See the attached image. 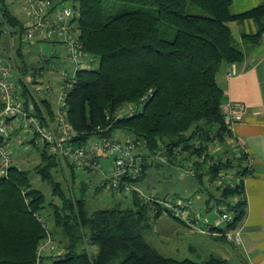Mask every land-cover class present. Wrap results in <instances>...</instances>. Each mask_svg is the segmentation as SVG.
<instances>
[{"label": "trees", "instance_id": "16d2710c", "mask_svg": "<svg viewBox=\"0 0 264 264\" xmlns=\"http://www.w3.org/2000/svg\"><path fill=\"white\" fill-rule=\"evenodd\" d=\"M61 1L77 7L80 40L98 57L96 67L78 72V81L67 96L68 118L78 132V142L119 133L144 141L147 155L160 152L172 164L184 153L182 161L198 155L203 160L197 162V176L202 180L207 175L211 183L221 171L242 166L245 156L240 153L223 159L208 152L216 138L226 141L225 92L218 73L224 63L245 59L231 21L253 19L258 29L244 37L252 43L260 41L264 0L240 13L233 11V0H113L139 6L112 12L106 10L107 0ZM2 2V15L13 23ZM18 27L24 32L23 24ZM147 94L134 114L113 117L116 110L140 103ZM40 156L36 172L51 184L52 195L59 200H47L45 192L33 185L30 172L18 165L0 177V264H226L214 255L196 261L161 253L143 233L149 210H156L160 203L145 202L133 192L130 208L91 212L85 197L71 195L56 178L53 169L61 168L60 160L45 150H40ZM209 160L208 168L202 170ZM151 164L145 161L140 179ZM242 192L240 186L227 187L217 199V205L227 203L234 212L228 224L234 229L246 213ZM49 233L63 252L39 260V247Z\"/></svg>", "mask_w": 264, "mask_h": 264}, {"label": "built area", "instance_id": "2783aa9c", "mask_svg": "<svg viewBox=\"0 0 264 264\" xmlns=\"http://www.w3.org/2000/svg\"><path fill=\"white\" fill-rule=\"evenodd\" d=\"M22 4L28 15L24 39L29 42L40 39L61 43L65 48V61L70 64V67L61 71L62 85L56 115L54 117L46 114L40 116L27 108L19 99V87L14 80V69L11 64L4 63L0 59V177L8 176L10 168L14 165V158L9 147V135L13 126L16 125L39 150H45L58 158L63 165L98 176V188L127 194L136 192L145 202L162 204L163 212L181 219L188 226L201 232L210 231L220 222H226V224L233 222L234 212L227 203L217 205L220 219H217L215 224L200 213L191 216L193 206L191 199L171 201L145 193L140 186L145 161L148 159L164 163L168 161L166 155L160 152L147 155V146L144 141L123 137L119 133L98 137L90 143L88 141L80 143L76 140L78 132L68 118L67 96L78 81V72L85 68L96 67L98 57L87 51L80 40L79 11L73 2L22 0ZM33 88L43 91L46 95L52 92L50 85H34ZM148 97L149 94L145 95L140 103H131L116 110L113 117L131 116ZM246 110L247 104L242 101H228L223 105L224 121L227 126L226 142L229 144L235 132V124L244 120ZM213 142L220 143L217 138ZM233 151L234 154L240 153L245 156L243 164L241 167L221 171L215 181L216 188L223 190L227 187L240 186V190L243 191L246 179L251 174L253 158L247 148L239 142L234 146ZM198 161L200 162L201 158L178 161L177 164H184L189 174L197 176ZM234 199L236 198H233V201ZM39 219L43 221L42 217ZM201 223L204 226H201ZM221 234L237 244L241 242L238 228L222 231ZM53 250L54 240L49 233L39 247V260L43 255L53 254Z\"/></svg>", "mask_w": 264, "mask_h": 264}, {"label": "crops", "instance_id": "0c3cea01", "mask_svg": "<svg viewBox=\"0 0 264 264\" xmlns=\"http://www.w3.org/2000/svg\"><path fill=\"white\" fill-rule=\"evenodd\" d=\"M262 1L233 0V11L236 13L246 11L261 4ZM2 3L10 11L14 19L13 23L7 21L0 9V37L3 36V33H8L6 35L9 39L7 45L0 43V52L2 54L7 53V61L14 69V80L19 87V99L27 108L36 113L54 117L59 109V95L62 85L61 71L70 67V64L66 63L65 56L59 62L55 51L51 55H45L42 60L33 59V61H27L25 58L27 53H41L44 48L43 45L49 42L40 39L29 42L24 39L25 29L24 32H21L18 27L20 23L25 26L28 20L22 0H3ZM15 23L18 25H13ZM229 26L237 43L245 53V59L240 63H224L218 73V81L225 92L223 105L228 101H242L247 104L244 120L235 124V132L229 145L231 155L234 154L233 148L238 142L245 146L253 158V166L251 174L245 182L246 213L237 226L240 230L241 242L237 244L229 239L226 240L238 245L240 264H264V33L258 43H252L245 39L244 35L253 34L257 31L258 24L253 19H248L244 22L231 21ZM54 44L62 45L61 43ZM46 62H50L51 66L47 67ZM34 85H50L52 92L46 95L43 91L33 88ZM49 108L53 114L50 113ZM13 136L18 138V142L32 143L31 139L25 137L23 131L16 125L13 126L9 140ZM149 161L153 162V160ZM15 163L17 161L14 162V165H18ZM75 174L76 171H74L73 181H78ZM80 181V185L84 186V188L82 187L83 193H85L87 191L86 188L91 183H89L87 178H83ZM150 194L166 199L159 194ZM110 196L117 199L118 194L117 192H112ZM211 208L210 204L206 205L207 210H211ZM199 209L194 207L193 204L191 216L199 213ZM216 220L211 221L216 224ZM201 226H204L203 223H201ZM232 229L234 228L228 227V224L225 226L219 224L218 226H213L208 232H201L188 226L181 219L180 223H177L175 220L161 215L158 217L153 229L158 236L152 234L151 239L147 238V240L161 253L177 258L175 254L185 249L174 241L180 234L184 233L192 236L195 234L208 235L216 239H222L221 237H225V235L221 234L222 231ZM61 252H63V249H60L57 253L54 251L53 254Z\"/></svg>", "mask_w": 264, "mask_h": 264}, {"label": "rangeland", "instance_id": "374dc122", "mask_svg": "<svg viewBox=\"0 0 264 264\" xmlns=\"http://www.w3.org/2000/svg\"><path fill=\"white\" fill-rule=\"evenodd\" d=\"M139 6L138 4H132L122 1H106V10L107 11H116L124 7ZM8 33H3V36L0 37V43L7 45L9 39L7 37ZM44 48L41 53L32 52L27 53L25 58L27 61H33V59L42 60L45 55H51L54 51L58 55V61H62L65 56V48L60 44H54L49 42L43 45ZM7 53L2 54L0 52V59L4 63H8ZM56 55V56H57ZM6 59V60H5ZM47 67H50V62H46ZM131 104V103H129ZM133 104V103H132ZM128 105V104H126ZM125 137L124 135H122ZM97 137H92L89 139L88 143L97 140ZM10 152L14 158V162L17 161L18 166L22 169L28 170L30 172L31 181L34 186L43 190L46 194L47 200L52 198L59 200L58 197L52 195V186L47 181L42 180L41 176L36 172V166L40 162V150L33 143L29 142H18V138L13 136L10 140ZM142 151V150H140ZM209 154L211 156H220L225 159L226 156L230 155L231 152L230 145L228 142H220L218 144L212 142L209 145ZM227 153V154H226ZM186 154V153H184ZM180 155V160L185 156ZM203 157L198 155H192L189 159L194 160ZM157 159V158H156ZM150 159H148L149 161ZM159 160H153L152 164L148 167L147 173L140 185L145 193L152 195L150 193L159 194L164 196L167 200L176 201L191 199L194 207H198L199 213L204 217H209L211 220L220 219V213L217 208V199L221 196V191L216 188V182L211 183L208 179V176H204L202 180L198 176L189 174L185 169L184 164H172V163H158ZM201 162V161H200ZM104 164L107 165V162L104 161ZM194 164V163H193ZM210 165V160L202 166V170H206ZM206 167V168H205ZM76 176L78 181H73L74 170L68 165L65 166L61 163V168L53 169L56 178L62 183L65 189L71 192V195L77 194V196H84L87 199V205L89 211H94L101 208H110V207H121V208H130L133 206V194L127 193H118L116 197H111L112 192L108 190L98 189L97 182L98 176L92 174H86L80 170L75 169ZM83 178L89 180L90 186L85 193H83V185H80ZM83 187V188H82ZM242 191V190H241ZM245 194V190L243 192ZM156 196V195H155ZM211 205V210L206 209V205ZM162 204H156L154 207L156 210H149L147 220L145 221V226L143 228V233L146 239H151V235L154 234L153 229L156 224V221L159 216H166L171 220H175L177 223H180V219L162 211ZM157 210L162 211V213L156 217L155 214ZM49 221L51 222L52 216H48ZM221 225L225 226L226 222H220ZM228 239L227 236H225ZM226 239H216L213 236L208 235H185L180 234L177 236L174 241L177 245L185 248L178 254H175L178 259L190 258L196 261H205L211 256H216L226 260V264H240V256L238 253V245L234 242H230ZM164 240V239H163ZM232 241V240H231ZM59 242L54 240V251L57 253L61 248H59ZM51 262V260H49Z\"/></svg>", "mask_w": 264, "mask_h": 264}]
</instances>
